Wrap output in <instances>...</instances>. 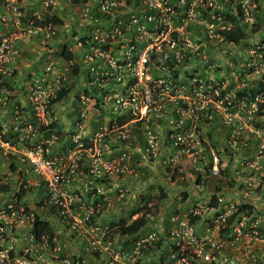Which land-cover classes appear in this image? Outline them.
Here are the masks:
<instances>
[{
  "label": "built area",
  "instance_id": "built-area-1",
  "mask_svg": "<svg viewBox=\"0 0 264 264\" xmlns=\"http://www.w3.org/2000/svg\"><path fill=\"white\" fill-rule=\"evenodd\" d=\"M18 1L0 0V106L8 99L7 86L15 81L19 44L40 32L39 46L46 52L58 33L57 25L39 13L26 18ZM244 2L252 6L250 0ZM51 6L50 1L43 6L47 16ZM78 12L66 49L69 67L82 76L74 98L81 108L74 127L82 132L90 114L88 136L74 135L73 150L57 160L45 157L54 135L30 143L42 120L51 118L50 101L66 83L51 63L26 87L20 85L27 95L28 116L12 106L13 135L7 139L0 132V155L28 168L45 186L40 206L57 210L61 223L84 239L92 264H255L253 244L264 242L256 220L246 215L232 224L228 220L240 197H262L264 211V85L254 81L259 77L264 84V37L248 49L244 63L255 78L244 80L240 71L219 78V67L207 55L227 43L223 32L233 31L239 21L219 13V0H84ZM247 18L240 26H252ZM214 123L224 128L218 147L202 131ZM134 155L162 164L172 177L181 175L183 166L195 177H218L232 163L233 173L245 180L228 209L194 205L166 221L159 219L145 235L113 242L108 229L93 218L106 201L102 191H112L105 179L138 177ZM81 160L87 162L89 177L81 184L82 194L95 199L89 205L80 204L75 190H65L77 182ZM115 193L119 201L123 192ZM253 203L240 206L254 211L258 207ZM33 218L14 202L0 203V264H86L79 257H61L53 238L36 241ZM200 218L198 231L194 224ZM21 223L30 227L24 230V246L15 253L13 245L3 243L8 235L14 241L11 234Z\"/></svg>",
  "mask_w": 264,
  "mask_h": 264
},
{
  "label": "crops",
  "instance_id": "crops-1",
  "mask_svg": "<svg viewBox=\"0 0 264 264\" xmlns=\"http://www.w3.org/2000/svg\"><path fill=\"white\" fill-rule=\"evenodd\" d=\"M47 1L52 2V6L48 8L47 13L57 21V37L48 41L46 52H43V49L39 46V41L42 37L40 32H38L36 36L25 39L19 44L22 56L20 55V58L14 61L15 81L7 86L6 90L9 93V95H7L8 99L4 106H0V131L4 138L7 139L13 135V116L11 112L13 105L23 108L25 115L28 116L29 104L27 95L24 94L20 85L23 84V86L26 87L27 81H29L30 78H35L42 72L44 66L53 63L55 65L53 71L58 74H63L66 77L64 87L58 92L65 91L66 94L57 102H51L49 104V116H51V118L48 117L42 120L40 123L41 125L37 128V132L30 140V143H36L48 138L50 135H54L55 140L52 145L47 148L45 157L57 160L65 151L73 150L72 138L74 135L88 136L93 124L89 114L86 117L84 130L79 132L74 127V121L78 120V115L81 111L79 105L74 101L76 93L74 92L69 101L66 99L68 94L75 88H79L82 82V79L79 77L81 74H78L74 67H69L68 65L71 60V55L67 52L66 47L71 45L70 34L72 30H74L75 21L79 13L78 10L81 9V4L84 0H19L18 5L28 15L36 12L45 18L47 14H45L43 6ZM35 71H39L38 74H35ZM29 76L32 77L29 78ZM58 92L54 94L53 99ZM102 118L105 119V117ZM202 131L209 142L217 144V147L219 146V138L224 131L221 124L214 123L205 125L202 127ZM132 159L134 162L135 160L139 162L138 177H111L109 181L105 179L104 183H109L112 186V191L110 193L107 192V190L102 191L103 199H106V201H102L103 203L99 213L93 218L95 221L94 223L108 229V238L113 242L145 235L147 232L156 228V222L159 219L166 221L175 211L186 212L194 205L200 207L207 206L214 211L228 209L229 204L233 203L232 199H236L235 194L240 192L239 185L245 180V176L233 173L232 168L234 166L232 163H228L226 169L222 171L221 175L218 177H195L188 166H183L181 175H174L172 177L164 173V166L160 163L146 162L145 160H141L138 155H134ZM86 166L87 162L81 160L78 168L79 177L77 182L74 185L66 186L65 190L68 192H70V190H75L74 195L76 196L78 194L77 200L80 201V204L89 205L95 202V199L93 200L90 194H82L81 186L85 179H89L88 176H85L87 172ZM156 168H158L157 171L153 173V170ZM1 175H4L3 179ZM127 178H131L129 179L131 187L145 182L146 184L143 190H137V192L129 194L126 191L127 186L120 183V181L122 182ZM208 178H214L215 183L212 186L213 192L209 195L207 201L202 203L192 201L190 198L191 192L187 189H189L190 186L191 189H194L206 183ZM159 179L163 180L166 187L160 184ZM0 181L6 182L5 185L8 189L5 193L0 192V203L14 202L15 206L24 207L29 213L34 215V218L36 217L39 221L46 222L53 235L52 238L54 239L55 245L60 247L59 255L61 257H79L86 264H92L93 259L87 251L84 239L75 236L68 229L67 225L61 223L57 210L42 208L40 206V201L45 195L46 189L28 168H23L0 155ZM171 189L172 192L168 193V190ZM116 191L123 192V196L119 201L117 198L114 199ZM159 191H162L163 197L158 203L157 213L150 217L149 214L144 213L146 209L142 208L143 204H140L139 201L144 198L142 196H146V198L142 200L145 206L147 204V197L157 196ZM253 197L256 196L254 195ZM255 199L256 198L251 199L254 202V208H256ZM135 200L138 201V204L133 206L132 202ZM125 204L132 206L128 216L138 208H141V211L133 213L130 218H128V216L125 218V216L122 215V208ZM256 206L260 205L256 204ZM140 213H144L146 225L134 235L120 236L118 233H115L114 227L110 226L119 221V219H124L126 223L129 224L135 220ZM211 213V211L206 212L203 218ZM252 213H255V210L252 211ZM260 213L264 214V211L261 210ZM111 214H114V216L110 217ZM254 218L256 217L254 216ZM115 219L117 220L115 221ZM127 220L129 222H127ZM202 220L203 219L200 218V220H198L199 222L197 221L194 224L196 229L198 227V231L202 229ZM255 220L257 227L261 230L260 228H262V226L264 227V220ZM27 227L22 223L18 225V228H15L16 231L11 234L14 237V241H11L8 235L3 245L6 247L13 245L14 252L19 253L25 244L24 230Z\"/></svg>",
  "mask_w": 264,
  "mask_h": 264
},
{
  "label": "rangeland",
  "instance_id": "rangeland-1",
  "mask_svg": "<svg viewBox=\"0 0 264 264\" xmlns=\"http://www.w3.org/2000/svg\"><path fill=\"white\" fill-rule=\"evenodd\" d=\"M245 0H219V13L223 15V12L229 10L231 16H235L236 18L239 19L236 27H238L239 29H241L240 31H242V33L245 35L246 39H243L241 41H239V43L237 45H232L229 43H219V50H217L215 53H208V59H211L213 61V63L219 67V72L215 73V75H219L218 77H226V78H231L232 75L231 73L234 72L236 74V72L240 71L241 72V76L244 80L246 79H251V78H255L252 76H249L248 73L246 72L245 68H244V63L246 60V57L248 56V49H250L252 47V45H255V43H258L261 39H263L264 37V0H260L259 1V8H257L258 10L255 12L254 10V6H249L247 4H245L244 2ZM240 5H242V7L244 8V12L243 13V19L242 17L240 18L238 16V11L237 8H239L241 10ZM242 11V10H241ZM221 15V16H222ZM257 16V19H256ZM246 17H249L247 19H251L252 21V25L253 27L258 26V28L256 29L255 32L251 31V26H249V24L247 23V26H240L246 19ZM226 22L229 20H225ZM215 47V46H214ZM216 69V68H215ZM39 71H35V74H38ZM32 76H29V78ZM81 79V76H79ZM261 78L256 77L254 81H256L257 83H261L260 80ZM264 81V79L262 80ZM78 90V88L74 89L73 91H71L68 94V97L66 98L68 101L72 98L74 92L76 93ZM155 166V165H154ZM158 168L153 170V173L157 171ZM2 179L4 177V175H1ZM131 179V178H129ZM129 179H125L122 182L120 181L121 184L127 186V192L129 194L131 193H135L137 192V190H143V187L145 186V182L142 184H137L134 187H131L129 184ZM160 184L165 186L163 180L159 179ZM215 183V179L214 178H208L206 180V183L201 184L200 186H197L194 189H191V186L189 187V192H191V199L192 201H198L200 203L202 202H206L209 195H211V193L213 192L212 186ZM164 187V188H165ZM168 189V188H165ZM174 189V188H172ZM171 190H168V193L172 192ZM141 195V194H140ZM116 195H114L115 198ZM144 198H142V200H144L146 198V196H142ZM238 197V196H237ZM189 198V199H190ZM237 199V198H236ZM236 199H232V202ZM141 201L140 204H143V209H146V212L149 214L150 217H152V212L154 211V207L151 204H146L144 206V203ZM256 202V204L260 205L257 206L258 210H255V213H253L252 216V211H250V208L248 206V204H245L246 206H248V208H244L242 203H251V199L250 198H242L240 197V199H237V202L233 205V209L231 212L232 218L228 220V224H232L233 222L236 221H240L241 217H243V215H246L248 220H252L253 217L255 216L256 218L254 219H258L259 221H263L264 220V214L260 213V208L263 207L262 203H263V198L261 197L260 199H255L254 200ZM138 204V201L135 200L132 202L133 206H136ZM150 207V208H148ZM132 206L125 204L123 205V211H122V215L125 216V218H127V216L130 213ZM239 209V211H238ZM157 213V212H156ZM114 216V214H111L110 217ZM258 217V218H257ZM128 218H130V216H128ZM117 219H115L116 221ZM120 220V219H119ZM95 222V221H94ZM106 222V221H105ZM127 222H129L127 220ZM199 222V221H198ZM127 224V223H126ZM259 235L258 237H260V239L264 240V227L262 226L261 230L258 231ZM223 235H227L226 233H224ZM252 252L255 255V259L256 262L255 264H264V242H259L256 241L253 244L252 247Z\"/></svg>",
  "mask_w": 264,
  "mask_h": 264
},
{
  "label": "trees",
  "instance_id": "trees-1",
  "mask_svg": "<svg viewBox=\"0 0 264 264\" xmlns=\"http://www.w3.org/2000/svg\"><path fill=\"white\" fill-rule=\"evenodd\" d=\"M259 1L260 0H250V4L254 6L253 11L255 12L258 10L257 8H259ZM237 11H238V15L241 17L242 13L240 9L237 8ZM229 13H230L229 10L223 12V15L225 16L224 18H226L227 16L231 18ZM256 19H257V16H256ZM45 21L57 24V21L54 17L45 16ZM236 22L237 21H233L234 24H236ZM257 28L258 26L253 27L252 25L251 31L255 32ZM223 36L227 43H231L233 45L237 44L240 39H243L245 37V35L240 31L238 27H235L233 31L231 30V31L223 32ZM263 85H264L263 83H260L261 87H263ZM65 94H66L65 91L58 92V94L55 96V98L51 102L52 103L57 102ZM7 190L8 189L6 185H3V184L0 185V192L5 193ZM162 197H163L162 191H159V194L157 196L147 197L146 199L147 204L151 203V205H153L154 207V211L152 212V215H154L157 212L158 203ZM137 211L140 212L141 208L136 209L134 212L131 213L130 216H132V214ZM31 225H32V233L36 241H39V238L41 236H46L48 238V241L52 239L53 235L46 222L39 221L38 218L35 217L33 218ZM145 225H146L145 215L144 213H140L138 214L137 218L133 220L132 222H130L129 224H126V220L120 219L115 224H111L110 226L114 227L115 233H118L120 236H131V235L136 234L141 228L145 227Z\"/></svg>",
  "mask_w": 264,
  "mask_h": 264
},
{
  "label": "clouds",
  "instance_id": "clouds-1",
  "mask_svg": "<svg viewBox=\"0 0 264 264\" xmlns=\"http://www.w3.org/2000/svg\"><path fill=\"white\" fill-rule=\"evenodd\" d=\"M21 10H22V12L24 13V15H25V17L26 18H28V17H30L29 19H31L32 17H31V15H28L27 13H25L24 11H23V9L21 8ZM35 26L36 25H38L37 23H35L34 24ZM50 103H51V101H50ZM22 109V111H23V108H21ZM1 132V131H0ZM1 136L4 138V136H3V134L1 133ZM31 231H32V229H31ZM65 258V257H64Z\"/></svg>",
  "mask_w": 264,
  "mask_h": 264
}]
</instances>
